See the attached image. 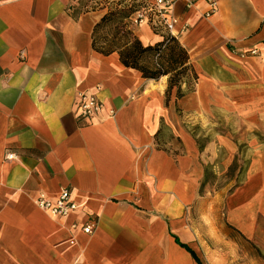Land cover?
Wrapping results in <instances>:
<instances>
[{
	"label": "crops",
	"instance_id": "obj_1",
	"mask_svg": "<svg viewBox=\"0 0 264 264\" xmlns=\"http://www.w3.org/2000/svg\"><path fill=\"white\" fill-rule=\"evenodd\" d=\"M78 4L0 0V264H197L177 241L204 264V220L213 227L219 212L203 193L214 149H199L188 123L220 114L264 130V0H217L210 18L204 0L177 1L174 35L198 79L168 101L166 77L143 79L116 53L93 51L105 11L77 15ZM131 31L144 46L162 39L144 25ZM81 93L104 104L96 119L76 118ZM225 141L229 161L249 148L225 225L264 255V141ZM62 189L76 213L35 206ZM91 222L92 235L72 229Z\"/></svg>",
	"mask_w": 264,
	"mask_h": 264
},
{
	"label": "rangeland",
	"instance_id": "obj_2",
	"mask_svg": "<svg viewBox=\"0 0 264 264\" xmlns=\"http://www.w3.org/2000/svg\"><path fill=\"white\" fill-rule=\"evenodd\" d=\"M83 5L90 10L103 9L105 14L114 8L112 5L105 6L104 0H79L78 6L75 7L76 13L82 10ZM112 33L111 27L101 30L98 33V43L102 36H110ZM188 124L192 135L197 139L199 149L209 150L210 158L211 150L214 149L213 163L210 162L205 168L203 193L207 198L214 199L219 212L213 216V227L207 223L212 222L211 218L209 221L204 220V248L209 252L205 255L204 264H264L262 252L244 240L238 232L225 225L223 210L226 197L244 180L247 164L245 153L247 154L249 148L239 147L237 140L243 138L264 141V130L260 128L252 131L242 130L240 129L242 124L238 123L237 118L234 120V117L220 114L206 115L199 123L189 120ZM225 140L235 141L238 146L235 148L236 155L230 161L227 148L221 146ZM212 145L215 147L212 148Z\"/></svg>",
	"mask_w": 264,
	"mask_h": 264
},
{
	"label": "trees",
	"instance_id": "obj_3",
	"mask_svg": "<svg viewBox=\"0 0 264 264\" xmlns=\"http://www.w3.org/2000/svg\"><path fill=\"white\" fill-rule=\"evenodd\" d=\"M89 11L93 10L83 5L82 10L77 11V15ZM130 14L131 10L119 8V3L115 4L93 28V51L102 56L116 53L125 68L138 72L143 79L158 81L166 77V101L173 90L177 99L193 92L198 77L189 62L187 51L176 38L170 36H162L161 41L153 46H144L130 29L128 21ZM109 27L113 29V33L110 36H102L98 43V33ZM177 244L184 248L197 264H201L193 251L178 241Z\"/></svg>",
	"mask_w": 264,
	"mask_h": 264
},
{
	"label": "built area",
	"instance_id": "obj_4",
	"mask_svg": "<svg viewBox=\"0 0 264 264\" xmlns=\"http://www.w3.org/2000/svg\"><path fill=\"white\" fill-rule=\"evenodd\" d=\"M101 1V0H100ZM178 0H104V5L115 6L119 3V8L131 10L129 16L130 26H147L152 34L157 36L174 35L177 19L173 15L174 6ZM200 0H187V7H191ZM207 6L205 18H210L218 11L217 0H204ZM93 10V9H91ZM103 10V9H99ZM94 11V10H93ZM245 55L259 56L256 50L247 52ZM104 104L93 94L81 93L76 101V118L84 121L96 119L102 111ZM112 115V112H109ZM12 155L6 158L12 159ZM35 206L42 212L55 217L66 218L76 213L80 205L74 199L72 192L62 189L55 197L46 194H39L35 201ZM96 228L95 223H86L82 226L72 225V229H79L85 235H92Z\"/></svg>",
	"mask_w": 264,
	"mask_h": 264
}]
</instances>
